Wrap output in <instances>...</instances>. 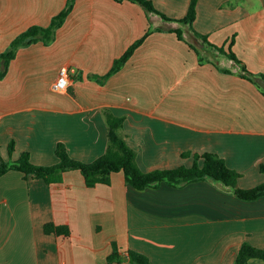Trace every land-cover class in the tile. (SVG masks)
<instances>
[{"label": "crops", "instance_id": "0c3cea01", "mask_svg": "<svg viewBox=\"0 0 264 264\" xmlns=\"http://www.w3.org/2000/svg\"><path fill=\"white\" fill-rule=\"evenodd\" d=\"M153 1L175 18L186 16L191 2ZM67 2L0 0V53L31 25H49ZM197 8L198 31L226 47L235 36L238 57L264 74V0H199ZM159 21L131 0H76L52 44L21 47L0 79L2 158L29 151L37 164H56L63 141L71 156L92 161L107 149L110 110L126 116L124 133L144 171L191 166L193 154L184 153L210 151L242 173L241 187L264 182V92L234 60L200 64L189 42L169 31L178 25ZM152 24L163 30L117 73L105 83L89 77L108 73ZM182 29L199 40L188 25ZM64 65L70 84L56 90ZM49 222L72 232L48 234ZM245 241L264 248V196L241 199L211 180L138 189L123 171L94 187L79 169L53 183L16 169L0 176V264H134L132 250L153 264H234Z\"/></svg>", "mask_w": 264, "mask_h": 264}, {"label": "trees", "instance_id": "16d2710c", "mask_svg": "<svg viewBox=\"0 0 264 264\" xmlns=\"http://www.w3.org/2000/svg\"><path fill=\"white\" fill-rule=\"evenodd\" d=\"M123 1V0H117ZM140 4L148 14L156 13L164 20L175 23L177 27H172L169 31L176 32L181 39L189 42L190 46L196 50L199 56L200 64L205 62H214L217 64L220 55H226L234 60L240 66L239 73L241 76L252 80L264 92V89L257 81V77L264 78V74H257L250 71L247 65L236 54L233 46L235 36L229 42L228 47L213 43L208 35L203 34L194 27V22L198 14L199 0H191L188 13L181 18H175L167 15L156 7L153 0H131ZM76 0H68L66 6L56 15L53 16L51 23L47 26L33 24L25 31L17 35L10 45L0 53V79L4 78L8 72L11 61L16 57L21 47L29 46L33 43L42 41L46 45L52 44L58 36L59 29L66 22L69 14L74 8ZM182 25H188L192 35L205 43V47L198 46L193 40L184 35ZM163 30L162 28L151 27L139 39H137L128 49L118 57L111 70L105 75L90 74V78L105 83L108 78L117 73L134 54L135 50L145 41V39L154 31ZM219 66V65H218ZM225 72H233L231 68H224ZM108 121L109 142L106 151L92 161H84L71 156L68 146L65 142L59 141L56 147V153L59 162L52 165L37 164L32 161L29 151L22 152L18 159L6 160L1 157L0 176L12 169L24 173L25 178H43L48 183L62 182L64 172L71 169H79L85 177L87 186L94 187L99 183L110 184L112 175L116 172L123 171L126 181L138 189H144L148 186H157L162 181H167L173 185H181L198 180H211L220 183L226 190L235 193L238 197L245 200H255L264 196V182L252 187L244 188L239 184L242 173L230 167L225 157L216 152L191 153L186 152L184 156H194V163L191 166L180 165L173 168H156L151 171H144L137 160V150L129 143L124 133L125 115H116L110 110H105ZM15 150V141L10 144V153ZM261 171L264 172V162L261 164ZM46 233H55L58 235H70L72 230L67 224H56L49 222L45 224ZM118 254L114 252L112 257ZM130 258L134 264H153L150 258L139 251H130ZM251 258H260L264 260V248L255 246L245 241L239 249L234 264H249Z\"/></svg>", "mask_w": 264, "mask_h": 264}, {"label": "built area", "instance_id": "2783aa9c", "mask_svg": "<svg viewBox=\"0 0 264 264\" xmlns=\"http://www.w3.org/2000/svg\"><path fill=\"white\" fill-rule=\"evenodd\" d=\"M71 80L70 68L68 65H64L60 68L58 78L54 82V88L56 90H66L69 87ZM124 264V263H118Z\"/></svg>", "mask_w": 264, "mask_h": 264}, {"label": "rangeland", "instance_id": "374dc122", "mask_svg": "<svg viewBox=\"0 0 264 264\" xmlns=\"http://www.w3.org/2000/svg\"><path fill=\"white\" fill-rule=\"evenodd\" d=\"M158 8V7H157ZM161 10V9H160ZM162 11V10H161ZM164 12V11H163ZM153 16L155 17V20L157 21V22H159L160 23V21L159 20H161V19H163V18H161L160 16H158V14H156V13H153ZM158 18V19H157ZM165 22V21H164ZM155 23V22H154ZM167 23V22H166ZM151 27H155V25L154 24H152V26ZM221 57V60H223V61H225L226 63H227V65H232L233 63H234V61L232 60V59H230L228 56H226V55H220ZM236 65V64H235ZM9 159H11V157L9 158ZM245 188V187H244Z\"/></svg>", "mask_w": 264, "mask_h": 264}, {"label": "water", "instance_id": "95a60500", "mask_svg": "<svg viewBox=\"0 0 264 264\" xmlns=\"http://www.w3.org/2000/svg\"><path fill=\"white\" fill-rule=\"evenodd\" d=\"M195 42L198 44V45H201V46H204V44L202 42H200L199 40H195ZM258 83L264 88V78L262 77H257L256 78Z\"/></svg>", "mask_w": 264, "mask_h": 264}]
</instances>
